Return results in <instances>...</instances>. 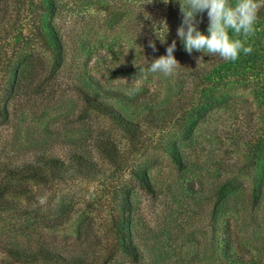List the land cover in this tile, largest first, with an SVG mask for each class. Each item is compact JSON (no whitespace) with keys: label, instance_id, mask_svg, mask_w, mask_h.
Masks as SVG:
<instances>
[{"label":"rangeland","instance_id":"obj_1","mask_svg":"<svg viewBox=\"0 0 264 264\" xmlns=\"http://www.w3.org/2000/svg\"><path fill=\"white\" fill-rule=\"evenodd\" d=\"M63 3L62 55L38 48L44 59L0 115V264H62L36 258L38 246L105 255L119 222L141 252L136 264H264V164L238 139L257 109L249 88L203 89L191 71L204 60L197 53L176 58L170 77L146 72L162 30L150 0ZM5 81L1 70L0 97ZM75 153L95 168L46 183L8 170ZM231 235L248 262L226 254ZM112 260L133 264L121 251Z\"/></svg>","mask_w":264,"mask_h":264},{"label":"trees","instance_id":"obj_2","mask_svg":"<svg viewBox=\"0 0 264 264\" xmlns=\"http://www.w3.org/2000/svg\"><path fill=\"white\" fill-rule=\"evenodd\" d=\"M150 1L151 3L147 4V7L152 14V20H156L162 30L159 29V39L155 43L157 50L152 51L147 65L150 66L153 59L165 55L166 48L173 40H176L177 43L174 52L176 58L188 54L177 36V28L183 19L179 0H170L167 4L163 0ZM63 2L64 0H0V71L4 72V77L8 80V83L5 81L4 84L6 96L0 97V115L3 114L2 117L5 119L9 117L10 102L19 94L20 80L30 75L33 61L44 59V52L42 53V50L39 51L38 48L45 46L46 51H49L53 56L63 49L62 36L54 22L67 5ZM229 2L234 6L236 0H229ZM257 3L260 4V9L255 26L256 31L247 41L253 51L248 55L241 53L235 62L224 61L219 56L212 57L194 51L193 53L201 54L199 56L204 60L202 64L193 67L191 71L195 77L201 78L203 89L215 88L218 90L231 82H241L249 88L252 93L250 100L255 102L257 109L249 117L246 130L238 139L245 140L249 154L254 161L264 164V0H257ZM49 16L50 19H46ZM196 21L198 30L207 35L209 25L207 12L198 13ZM229 35L235 38V33L231 29ZM161 39L166 42L162 43ZM59 54L62 55L60 52ZM14 62H16L15 68L12 67ZM12 71L14 76L9 82ZM212 99L214 100V98ZM86 100L92 101L96 108L105 113L111 112V107L102 101L91 97H87ZM151 114L152 112H149L146 117ZM124 124L127 127L129 122ZM256 125V129L253 130ZM117 150V146L112 145H104L102 149L106 156L112 157L116 155ZM95 164L87 155L75 153L69 163L60 158L41 157L35 162L25 163L18 168L8 170L15 175L18 174L21 178L27 177L37 182L46 183L62 179L65 177V173L70 171L77 173L79 171L82 174L85 169H94ZM143 182L145 188L153 192L152 184L146 179H143ZM19 193L22 195L25 191L21 190ZM258 197L259 195L255 193L252 199L253 203L258 202ZM115 226L121 229L111 243L114 249H109L105 255L94 254L87 257L71 252L49 250L44 246H38V250L33 254L36 258H47L62 264H111L114 254L121 251V254L133 264L139 263L141 252L135 244L134 238L125 231L123 223L119 222ZM239 248L236 247L231 235L225 245L226 254L244 263L248 262L244 254L236 252V249Z\"/></svg>","mask_w":264,"mask_h":264},{"label":"clouds","instance_id":"obj_3","mask_svg":"<svg viewBox=\"0 0 264 264\" xmlns=\"http://www.w3.org/2000/svg\"><path fill=\"white\" fill-rule=\"evenodd\" d=\"M163 2L167 4L170 0ZM179 3L183 19L177 28V36L188 54L198 51L235 62L241 53L248 55L253 51L247 41L256 31L260 9L257 0H236L234 6L229 0H179ZM205 11L209 20L207 35L198 30L196 21V15ZM230 29L235 33V38L229 35ZM161 42L166 40L161 39ZM149 47L157 50L154 41L149 42ZM176 48V40H173L166 48V54L153 59L146 72L162 73L165 77L174 75L181 66L174 55Z\"/></svg>","mask_w":264,"mask_h":264}]
</instances>
